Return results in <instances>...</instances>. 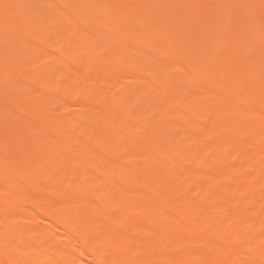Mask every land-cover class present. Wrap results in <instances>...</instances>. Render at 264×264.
Listing matches in <instances>:
<instances>
[{
	"label": "rangeland",
	"instance_id": "rangeland-1",
	"mask_svg": "<svg viewBox=\"0 0 264 264\" xmlns=\"http://www.w3.org/2000/svg\"><path fill=\"white\" fill-rule=\"evenodd\" d=\"M46 1L0 0V258L264 264V0Z\"/></svg>",
	"mask_w": 264,
	"mask_h": 264
},
{
	"label": "bare ground",
	"instance_id": "bare-ground-1",
	"mask_svg": "<svg viewBox=\"0 0 264 264\" xmlns=\"http://www.w3.org/2000/svg\"><path fill=\"white\" fill-rule=\"evenodd\" d=\"M47 1H48V0H47ZM47 1H46V2H47ZM77 1L79 2V0H75V2H77ZM49 2H50V1H49ZM73 2H74V1H73ZM73 2H72V3H73ZM42 3H45V2H42ZM66 3H69V2H66ZM103 3H104V2H103ZM37 4H38V3H37ZM100 4H102V3H100ZM42 5H43V4H42ZM72 5H73V8L77 6L75 3L72 4ZM74 5H75V6H74ZM78 5H79V3H78ZM47 6H49V5H47ZM71 7H72V6H71ZM40 9H42V8H40ZM70 9H71V8H70ZM42 10H43V9H42ZM49 10H50V9H49ZM54 11H55V10H54ZM18 12H21V11H16V15H17ZM57 13H58V12H57ZM23 14H24V13H23ZM51 14H52V13H51ZM18 15H19V16H17V17H18V19H19L20 14H18ZM54 15H55V14H54ZM21 16H22L21 18H23V17L25 16V14H24V15L21 14ZM51 16H52V15H51ZM54 17H55V16H54ZM56 17H57V16H56ZM26 18H28V17H26ZM16 19H17V18H16ZM18 19H17V20H18ZM24 19H25V18H24ZM55 19H56V18H55ZM102 19H103V18H102ZM108 19H109V18H108ZM20 20H21V19H20ZM58 20H59V18H58ZM103 20H104V19H103ZM103 20H102V21H103ZM21 21H22V20H21ZM23 21H24V20H23ZM61 21H62V20H61ZM29 22H30V21H29ZM58 22H59V21H57V23H58ZM105 22H106V21H105ZM27 23H28V21H27ZM90 26H91V25H90ZM73 27H74V26H73ZM76 27L79 28L78 26H76ZM87 27H88V24H87ZM153 31H154V30H153ZM61 32H62V31H61ZM65 33H66V32H65ZM155 33H156V32H155ZM61 34H62V33H61ZM61 34H59V35H61ZM63 34H64V33H63ZM63 34H62V35H63ZM65 35H68V34H65ZM65 35H64V36H65ZM69 36H70V35H68V38H69ZM133 36H135V35H132V37H133ZM141 36H142V34H141ZM58 38H59V37H58ZM58 38H56V39H58ZM64 38H66V37H64ZM140 39H141V38H140ZM146 39H147V37H146ZM61 40H63L62 37H60V41H61ZM66 40H67V39H66ZM148 40H149V39H148ZM151 40H152V39H151ZM199 40H200V39H199ZM60 41H58V42L60 43ZM64 41H65V40H64ZM142 41H143V40H142ZM145 41H146V40H145ZM65 42H66V41H65ZM61 43H63V42H61ZM61 43H60V45H61ZM67 43H68V42H66L65 44L67 45ZM141 43H143V42H141ZM199 43H200V41H199ZM201 43L203 44L202 41H201ZM63 44H64V43H63ZM65 44H64V45H65ZM55 45L57 46L56 48H58V45H59V44H54V46H55ZM64 45H63V46H64ZM66 45H65V46H66ZM65 46H64V47H65ZM61 47H62V46H61ZM59 48H60V46H59ZM59 48H58V49H59ZM60 51H61V48H60ZM121 55H122V54H121ZM121 55H120V56H121ZM49 57H50V56H49ZM121 57H122L121 60H123L124 58H126V57L123 58V56H121ZM121 57H120V58H121ZM120 58H119V60H120ZM51 59H52V58H51ZM129 59H130V58H129ZM129 59H127V60L129 61ZM133 59H134V58H133ZM133 59H132V60H133ZM54 60H55V59H54ZM56 60H57V59H56ZM56 60H55V61H56ZM127 60H126V61H127ZM128 61H127V62H128ZM134 61H135V60H134ZM51 62H52V60H51ZM131 62H132V61H131ZM120 63H121V61H120ZM123 63H125V60H124ZM128 64H130V63L128 62ZM131 64H133V63H131ZM136 64H137V63H136ZM120 65H121V64H120ZM134 65H135V64H134ZM129 66H130V65H129ZM131 66H132V65H131ZM101 67H102V66H101ZM99 68H100V67H99ZM192 69H193V68H192ZM97 70H98V69H97ZM99 70H100V69H99ZM102 70H103V68H102ZM102 70H100V71L103 73V71L105 70V68H104L103 71H102ZM89 71L91 72V70H89ZM89 71H88V73H89ZM95 71H96V70H95ZM192 71L194 72L195 70L193 69ZM98 72H99V71H98ZM105 72L107 73V71H105ZM108 72H109V70H108ZM195 73H196V72H195ZM195 73H194V74H195ZM197 73H198V72H197ZM34 74H35V73H34ZM34 74H33V76H34ZM42 74H43V73H42ZM86 74H87V71H86ZM86 74H85V75H86ZM98 74H99V73H98ZM100 74H101V73H100ZM31 75H32V74H31ZM89 75L91 76V74H89ZM89 75H87L88 78H89ZM36 76H37V75H36ZM191 76H192V75H191ZM195 76H196V75H195ZM195 76H194V77H195ZM41 77H42V76H41ZM41 77H40V78H41ZM85 77H86V76H85ZM87 77H86V78H87ZM37 78H38V77H37ZM88 78H87V79H88ZM196 79H197V78H196ZM242 84H243V83H241L240 86H242ZM147 85H148V82H147ZM240 86H239L238 88H240ZM72 87H73V86H72ZM72 87H70V88H72ZM236 87H237V86H236ZM241 88H242V87H241ZM240 90H241V89H240ZM214 96H215V95H214ZM216 98H217V97H216ZM213 99H214V98H213ZM33 100H34V98H33ZM220 100H221V99H220ZM218 101H219V100H218ZM218 101H217V102H218ZM221 101H222V100H221ZM214 103H215V102H214ZM212 104H213V103H212ZM218 104L221 105V102H218ZM218 104H216V105H218ZM224 104H225V103H224ZM253 106H254V105H253ZM253 106H252V107H253ZM252 107H251V110L254 109V107H253V109H252ZM186 110H187V109H186ZM255 111H257V110H255ZM250 112H251V111H250ZM250 114H251V113H250ZM227 120H228V119H227ZM225 122H226V121H225ZM222 124H224V123L221 122V124H220L221 127H220V128H223V127H222ZM228 125H229V124H228ZM129 126H130V125H129ZM129 126H127V127H129ZM217 126H218V125H217ZM223 126H224V125H223ZM125 127H126V126H125ZM133 127H134V126H133ZM237 127H238V126H237ZM216 128H217V127H215V131L217 130ZM224 128H225V126H224ZM230 128H231V127H230ZM244 128H245V127H244ZM117 129H118V127H117ZM124 129H125V128H124ZM226 129H227V128H226ZM228 129H229V126H228ZM238 129H239V128H238ZM126 130H127V129H126ZM128 130H129V129H128ZM132 130H133V129H132ZM134 130H135V129H134ZM233 130H234V129L232 128V131H233ZM239 130H240V129H239ZM218 131L220 132L221 130L218 128ZM222 131H223V130H222ZM224 131H225V130H224ZM234 131H235V130H234ZM241 131H242V130H241ZM249 131H252V130H250V128H249ZM130 132H131V129H130ZM245 132H246V130H245ZM254 132H256V131H254ZM111 133H112V132H111ZM217 133H218V132H217ZM223 133H224V132H223ZM230 133H231V132H230ZM236 133H237V131H236ZM259 133H260V135H262L261 132H259ZM59 134H60V136H61V132L58 133V135H59ZM221 134H222V133H221ZM234 134H235V133H234ZM263 134H264V133H263ZM60 136H58V138H59ZM263 136H264V135H263ZM62 137H63V138H62ZM62 137L60 138V140H61V139H64V136H63V135H62ZM54 140H55V139H54ZM56 141H57V140H56ZM62 141L64 142V140H62ZM57 142H58V141H57ZM60 142H61V141H60ZM54 144H55V143H54ZM57 144H58V143H57ZM61 145H62V143H61ZM106 145H107V144H106ZM260 146H261V145H260ZM260 146H259V147H260ZM261 147H262V146H261ZM253 148H254V147H253ZM258 149H259V150L256 149L257 152L260 151V148H258ZM256 150H254V151L251 150V151L255 152ZM261 150H262V149H261ZM236 151H238V150H236ZM242 152H244V151H242ZM257 152H256L255 154H257ZM105 153H106V152H105ZM152 153H153V152H152ZM152 153H151V154H152ZM249 153H250V152H249ZM262 153L264 154V152H262ZM262 153L259 152V154H262ZM106 154H107V153H106ZM106 154H105V155H106ZM158 154H160V153H158ZM158 154H157V155H158ZM161 154H162V153H161ZM235 154H236V153H235ZM245 154H246V153H245ZM245 154L243 153L242 155L245 156ZM250 154H251V153H250ZM259 154H257V155H259ZM163 155H164V154H163ZM208 155H209V154H208ZM150 156H152V155H150ZM150 156L148 155V157H150ZM248 156H249V155L246 156V157H247V160H248ZM153 157H155V156L153 155ZM153 157H152V158H153ZM207 157H208V156H207ZM81 159L84 161L85 158H81ZM86 159H87V158H86ZM89 159H90V158H89ZM89 159H88V161H89ZM149 159H150V158H149ZM166 159H167V158H166ZM205 159H206V158H205ZM91 160H92V159H91ZM249 160H250V159H249ZM249 160H248L247 162H250ZM78 161H79V160H78ZM83 161H82V162H83ZM200 161H201V160H200ZM85 162H87V161H85ZM89 162H90V161H89ZM73 163H74V162H73ZM79 163H80V162H79ZM144 163H145V162H144ZM208 163H209V162H208ZM251 163H252V162H250L249 165H250ZM83 164L85 165L84 162H83ZM201 164H203V160H202V163H201ZM75 165H78V164H75ZM75 165H74V166H75ZM86 165H88V163H87ZM89 165H90V163H89ZM207 165H208V164H207ZM207 165L205 164V166H207ZM202 166H204V165H201V167H202ZM179 167H180V166H179ZM183 167H184V166H183ZM201 167H200V168H201ZM241 167H245V165H244V166L241 165ZM24 168H26V167H24ZM160 168H161V167H159V169H160ZM184 168H185V167H184ZM203 168H205V167H203ZM162 169H163V168H162ZM205 169H207V168H205ZM139 170H140V168L138 169V171H139ZM181 170H182V168H181ZM25 171L27 172V170H23L22 173H26ZM140 171H141V170H140ZM161 171H162V170H161ZM183 171H184V170H183ZM191 171H192V170H191ZM201 171L203 172L202 169H201ZM114 172H115V171H114ZM155 172H156V171H155ZM165 172H166V171H165ZM181 172H182V171H181ZM189 172H190V170H189ZM139 173H140V172H139ZM160 173H161V172H160ZM184 173H185V172H184ZM187 173H188V172H187ZM195 173H196V172H195ZM197 173H198V172H197ZM200 173H201V172H199V174H200ZM154 174H155V173H154ZM199 174H198V175H199ZM161 175H162V174H161ZM161 175H159V176H161ZM166 175H168V174H166ZM157 176H158V175H157ZM157 176H156V177H157ZM162 177H163V176H162ZM162 177H160V178H162ZM163 178H164V177H163ZM82 180H86V178H85V179L83 178ZM156 180H157V179H156ZM156 180H155L154 182H157ZM83 182H84V181H83ZM85 182H86V181H85ZM113 183H114V182H113ZM80 184H82V182H81ZM84 184H85V183H84ZM115 184H116V183H115ZM152 184H153V183H152ZM156 184H157V183H156ZM158 184H159V183H158ZM158 184H157V185H158ZM205 184H206V183H205ZM82 185H83V184H82ZM153 186H154V185H153ZM155 186H156V185H155ZM202 186H203V185H202ZM204 186H205V185H204ZM204 186H203V188H206V187H204ZM113 187H114V185H113ZM151 187H152V186H151ZM157 187H159V186H157ZM110 188L113 189L112 187H110ZM77 189H78V187H77ZM79 189H81V187H80ZM82 189H83V187H82ZM82 189H81V190H82ZM153 189H154V188H152V190H153ZM158 189H161V188H158ZM162 189H163V188H162ZM85 190H86V189H85ZM122 191L124 192L123 188H122ZM127 191H128V190H127ZM127 191H125V194H127V193H126ZM159 191H160V190H159ZM105 192H106V191H105ZM152 192H154V191H152ZM157 192H158V191H157ZM160 192H161V191H160ZM164 192H165V191H164ZM103 193H104V192H103ZM158 193H159V192H158ZM83 194H84V193H83ZM86 194H87V192L84 194V196H85ZM155 194H156V193H155ZM81 195H82V193H81ZM156 195H158V194H156ZM78 196H79V195H78ZM94 196H96V194H95ZM146 196L148 197L149 195H146ZM154 196H155V195H154ZM86 197H87V196H86ZM89 197H90V196H89ZM97 197H98V196H97ZM99 197H100V196H99ZM259 197H260V195H259ZM263 197H264V196H263ZM78 198H79V197H78ZM80 198L82 199V197H80ZM101 198H102V197H101ZM149 198H150V197H149ZM165 198H166V197H165ZM260 198H261V197H260ZM69 199H70V198H69ZM76 199H77V198H76ZM84 199H85V198H84ZM65 200H66V199H65ZM77 200H78V199H77ZM77 200H76V201L74 200L76 205H80V204L83 202V200H82V202L79 201V200H78V202H77ZM187 200H188V199H187ZM66 201H68V198H67ZM70 201H73L72 198L70 199ZM70 201H69V202H70ZM76 202H77V203H76ZM85 202H86V201H85ZM85 202H83V203H85ZM78 203H80V204H78ZM88 203L91 204L90 201H89ZM219 203H220V202H219ZM232 203H233V202H232ZM232 203H231V204H232ZM166 204H167V203H166ZM187 204H188V201H187L186 205H187ZM229 204H230V203H229ZM233 204H234V203H233ZM84 205H85V204H84ZM86 205H87V204H86ZM91 205H92V204H91ZM157 205H158V204H157ZM157 205H156V206H157ZM81 206H82V204H81ZM196 206H197V205H196ZM196 206H195V207H196ZM230 206H232V205H230ZM84 207H85V206H84ZM86 207H87V206H86ZM153 207H155V206H153ZM153 207H152V208H153ZM159 207H160V205H159ZM187 207H188V206H187ZM190 207H192V206H189V208H190ZM93 208L96 209L95 205H94ZM163 208H164V206L162 207V209H163ZM193 208H194V207H193ZM86 209H87V208H86ZM154 209H155V208H154ZM156 209H157V207H156ZM185 209H186V208H185ZM190 209H191V208H190ZM89 210H91V209H89ZM97 210H99V209H97ZM101 210H102V209H101ZM164 210H165V209H164ZM183 210H184V209H183ZM204 210H205V209H204ZM206 210H207V209H206ZM91 211H92V210H91ZM157 211H159V210H157ZM160 211H161V210H160ZM184 211L186 212V210H184ZM99 212H100V211H99ZM102 212H103V211H102ZM97 213H98V212H96V215H97ZM180 213H181V212H179V214H180ZM205 213H206V211H205ZM99 214H100V213H99ZM162 214H163V213H162ZM170 214H171V213H170ZM104 215H105V217H106V214H104ZM104 215L102 214L100 218H102V217L104 218ZM174 215H175V213H174ZM174 215H173V216H174ZM182 215H183V214H182ZM66 216H67V215H66ZM171 216H172V215H171ZM185 216H186V214H185ZM185 216H184V217H185ZM84 217H85V216H84ZM94 217H96V216H94ZM98 217H99V216H98ZM163 217H165V216L163 215ZM169 217H170V215H169ZM180 217H181V215H180ZM89 218H90V217H89ZM91 218H92V217H91ZM96 218H97V217H96ZM174 218H175V217H174ZM65 219H66V218H65ZM92 219H93V218H92ZM168 219H169V218H168ZM170 219H173V218L170 217ZM178 219H179V217H178ZM184 219H185V218H184ZM180 220H181V219H180ZM84 221H85V220H84ZM169 221H171V220H169ZM261 221H262V220H261ZM90 222H91V221H89V223H90ZM98 222H99V221H98ZM257 222H259V221H257ZM61 223H62V222H61ZM84 223H85V222H84ZM86 223H88V222H86ZM89 223H88V224H89ZM96 223H97V222L94 221V224H93V225L95 226ZM263 223H264V222H263ZM263 223H262V224H263ZM90 224H91V223H90ZM98 224H99V223H97V226H98ZM259 224H260V223H259ZM62 225H63V224H62ZM79 225H81V224H79ZM83 225H84V224H83ZM83 225H82V226H83ZM93 225H90V226H93ZM100 225H101V223H100ZM102 225H103V224H102ZM85 226H86V224H85ZM79 227H80V226H79ZM102 227L105 228L106 226H102ZM154 227H155V226H154ZM89 228H90V227H89ZM93 228H94V227H92V229H93ZM98 228H99V227H98ZM98 228L96 227V230H98ZM104 228H102V229H104ZM105 229H108V228H105ZM99 230L101 231V229H99ZM110 230H111V229H110V227H109V230H108L109 232L106 230L107 233L104 232L105 234H103V236H102V237L105 238L106 240H107V238H106L107 236H108L109 238H111V236H110ZM149 230H151V229H149ZM104 231H105V230H104ZM113 231H114V230H113ZM115 231H116V230H115ZM115 231H114V232H115ZM145 231H147V230H145ZM151 231H153V229H152ZM154 231H155V230H154ZM157 231H158V230H157ZM224 231H225V230H224ZM224 231H223V233H226V232H227V230H226L225 232H224ZM102 232H103V231H102ZM114 232L111 231V233H114ZM147 232H148V231H147ZM160 232H161V231H160ZM164 232H165V231H164ZM164 232H163V233H164ZM221 232H222V231H221ZM229 232H230V231H229ZM229 232H228V235H227V233L225 234V235H227L228 237H230L229 235H231V234H229ZM108 233H109V234H108ZM149 233H151V232H149ZM157 233H158V232H156V233H151V234H148V235H150V236L152 235V236H153V234L156 235ZM163 233H162V234H163ZM114 234H115V233H114ZM194 234H195V233H194ZM194 234L192 233V235H194ZM199 234H202V233H199ZM199 234H198V235H199ZM105 235H107V236H105ZM111 235H113V234H111ZM155 235H154V236H155ZM190 235H191V234H190ZM190 235H189V236H190ZM198 235H197V236L195 235V237H198ZM232 235H233V234H232ZM232 235H231V236H232ZM120 236H121V234H120ZM157 236H158V234L156 235V237H157ZM187 236H188V235H187ZM189 236H188V237H189ZM199 236H200V235H199ZM113 237H114V235H113ZM178 237H184V238H186L185 236H180V235H179ZM191 237H192V236H191ZM203 237H204V236H203ZM203 237H201V238L199 237V238L202 239ZM228 237H225V238H228ZM232 237H234V236H232ZM232 237H231V238H232ZM78 238H80V237L78 236ZM81 238H82V237H81ZM83 238H84V237H83ZM83 238H82V240H84L83 242H85V238H84V239H83ZM93 238H94V237H93ZM93 238H92V239H93ZM103 238H102V240H103ZM153 238H154V237H153ZM184 238H183V240H184ZM220 238H221V237H220ZM96 239H97V238H96ZM111 239H112V238H111ZM195 239H196V238H195ZM200 239H199V240H200ZM217 239H219V238H217ZM79 240H80V241H78V242H80V244H81V245H79V247L81 246L82 248L80 247V249H82V250L85 252V250H84V249H85V246L88 245V244L86 243V244H84L85 246H84V245L82 246L83 243H81V242H82L81 239H79ZM102 240L100 239L99 241H102ZM161 240H162V239H161ZM191 240H192V239H191ZM191 240H190V241H191ZM202 240H205V238L202 239ZM221 240H222V239H221ZM87 241H88V240H87ZM94 241H96V240H94ZM111 241H112V240H111ZM111 241L109 242L108 247L110 246ZM181 241H182V240H181ZM181 241L178 240V242H181ZM185 241H186V240H185ZM187 241H188V240H187ZM190 241H189V242H190ZM193 241L195 242V240H193ZM196 241H197V239H196ZM222 241H223V240H222ZM222 241H221V242H222ZM3 242H5V241L3 240ZM3 242H2V243H3ZM91 242H93V241L91 240ZM104 242H105V241H104ZM107 242H108V241H107ZM114 242H115V241H114ZM114 242H113V243H114ZM200 242L204 243V241H200ZM221 242H220V243H221ZM94 243H95V242H94ZM94 243H93V244H94ZM181 243H182V242H181ZM181 243H180V244H177V245H181ZM220 243H218V244H220ZM105 244H107V243L105 242ZM122 244H124V243H122ZM221 244H222V243H221ZM91 245H92V243H91ZM91 245H90V246H91ZM101 245H102V244H100V246H101ZM111 245H112V244H111ZM113 245H114V244H113ZM115 245H116V244H115ZM118 245H119V244H118ZM120 245H121V244H120ZM127 245H128V244H127ZM127 245H126V247L129 248ZM138 245H139V244H138ZM146 245H147V244H146ZM146 245L144 244V247H145ZM160 245H161V244H160ZM160 245H159V246H160ZM170 245H171V244H170ZM208 245H209V243H208ZM210 245H211V244H210ZM213 245H214V244H213ZM216 245H217V244H216ZM96 246H97V245H96ZM100 246L98 245V247H100ZM121 246H122V245H121ZM121 246H119V247H121ZM149 246H150V245H149ZM159 246H157V247H159ZM222 246H223V245H221V246L219 245V247H220V248H219L218 245H217V248H218V249H217V250H218L217 253H218L219 255H220V254L222 255V250H223V251L225 250V249H223L224 246H223V247H222ZM86 247H88V246H86ZM103 247H104V246H102V248H103ZM105 247H107V246H105ZM115 247H116V246H115ZM122 247H123V246H122ZM147 247H148V246H147ZM167 247H168V246H167ZM167 247H166V248H167ZM172 247H173V246H172ZM172 247H171V248H172ZM174 247H175V246H174ZM204 247H205V246H204ZM209 247H210V246H209ZM221 247H222V248H221ZM83 248H84V249H83ZM89 248H90V249H91V248H95V244H94V246L89 247ZM89 248L86 249V252H87L88 250H90ZM117 248H118V246H117ZM124 248H125V244H124ZM137 248H138V247H137ZM145 248H146V247H145ZM154 248H155V247H154ZM161 248H163V247L161 246L160 249H161ZM164 248H165V247H164ZM164 248H163L162 250H166V249H164ZM177 248H178V246H177ZM215 248H216V247H215ZM97 249H98V252H99V249H101V247H100V248H96V251H97ZM133 249H136V248H133ZM150 249H153V248H150ZM157 249H159V248H156V250H157ZM168 249H169V247H168ZM207 249H208V248H207ZM219 249H220V250H219ZM65 250H66V249H65ZM93 250H94V249H93ZM93 250L91 249L90 251H92V252H87V255H90V256H91L92 254H94L95 251L93 252ZM103 250H104V249H103ZM106 250H107V249H106ZM121 250H122V249H121ZM156 250H155V251H156ZM175 250H176V248H175ZM209 250H210V252H211L212 250H214V249H212V245H211V249H209ZM236 250H237V249H236ZM236 250H234V251H236ZM240 250H241V249H240ZM66 251H67V250H66ZM66 251H65V252H66ZM104 251H105V250H104ZM153 251H154V250H153ZM157 251H158V250H157ZM189 251H190V250H189ZM220 251H221V252H220ZM225 251H226V250H225ZM225 251H224L223 253H225ZM227 251H228V250H227ZM227 251H226V253H227ZM231 251H232V250H231ZM238 251H239V249H238ZM2 252H4V251H2ZM8 252H9V251H8ZM63 252H64V250H63ZM84 252H83V253H84ZM98 252H97V253H98ZM144 252H145V250H144ZM158 252H159V254H160V251H158ZM165 252H166V251H165ZM193 252H194V251H193ZM199 252H200V251H198V253H199ZM202 252H203V251H202ZM207 252H208V251H207ZM207 252H203V253L206 254ZM219 252H220V253H219ZM232 252H233V251H232ZM239 252H240V251H239ZM243 252H244V251H243ZM5 253H6V252H5ZM97 253H95V254H97ZM124 253H125V252H123V254H124ZM127 253H130V251L127 252ZM148 253H149V252H148ZM161 253H162V252H161ZM174 253H175V252H174ZM177 253H178V251H177ZM198 253L196 252V254L199 256ZM214 253L216 254V251L213 252V254H214ZM234 253H235V252H234ZM10 254H13V253H10ZM14 254H16V253H14ZM85 254H86V253H85ZM95 254H94V255H95ZM152 254L154 255L155 253H152ZM157 254H158V253H157ZM167 254H168V253H167ZM172 254H173V253H172ZM175 254H176V253H175ZM187 254H188V253H187ZM201 254H202V253H201ZM208 254H209V252H208ZM242 254H243V253H242ZM242 254H241V255H242ZM2 255H3V254H2ZM4 255L6 256V257L4 256L5 258H0V259H1L0 261H2L4 264H20V263H21V264H24V262L22 263V262L19 261V260L16 261L17 259L15 260V258L13 257V255H8V253H7V255H6V254H4ZM94 255H92V257H94ZM98 255H99V253H98ZM98 255H97V256H98ZM131 255H132V254H131ZM160 255H161V254H160ZM164 255H165V254H164ZM177 255H179V254H177ZM177 255H176V256H177ZM191 255H192V254H191ZM191 255H190V256H191ZM193 255H195V253H193ZM206 255H207V254H206ZM209 255H210V254H209ZM211 255H212V254H211ZM219 255H218V256H219ZM221 255H220V256H221ZM225 255H226V254H225ZM97 256H96V257H97ZM102 256H103V255H102ZM120 256H123V257H124V255H120ZM126 256H127V255H126ZM146 256H148V254H147ZM149 256H150V255H149ZM149 256H148V257H149ZM154 256H156V255H154ZM165 256H166V255H165ZM173 256H174V255H173ZM180 256H181V255H180ZM202 256H203V255H202ZM204 256H205V255H204ZM220 256H219V257H220ZM231 256H232V255H231ZM235 256H237V253L235 254ZM242 256H244V255H242ZM245 256H246V254H245ZM0 257H1V256H0ZM15 257H16V256H15ZM92 257H90V258H92ZM96 257H95V258H96ZM116 257H117V256H116ZM159 257H160V256H159ZM166 257H168V256H166ZM178 257H179V256H178ZM178 257H177V258H178ZM184 257H186V256H184ZM199 257H200V256H199ZM209 257H210V256H209ZM216 257H217V255H216ZM216 257H215V258H216ZM221 257H222V256H221ZM232 257H233V256H232ZM237 257H240V256L238 255ZM247 257H248V255H247ZM88 258H89V257H88ZM111 258H112V257H111ZM119 258H120V257H119ZM125 258H126V257H125ZM127 258L130 259V257H128V256H127ZM154 258H155V257H154ZM157 258H158V257H157ZM171 258H173V257L171 256ZM171 258H169V259H171ZM211 258H212V257H211ZM215 258H214L213 261L216 262V260H218L219 258H216V259H215ZM225 258H226V257H225ZM250 258H251V256H250ZM2 259H4V261H3ZM96 259H98V258H96ZM96 259H95V260H96ZM104 259H105V258H104ZM104 259H103V260H104ZM113 259H114V258H113ZM122 259H123V258H122ZM212 259H213V258H212ZM220 259H222V258H220ZM220 259H219V262H221ZM239 259H240V258H239ZM251 259H252V258H251ZM92 260H94V259H92ZM95 260H94V262H95ZM99 260H100V259H99ZM105 260H106V259H105ZM107 260H108V262H109V259H107ZM185 260H186V259H185ZM197 260H198V259H196V261H197ZM222 260H223L222 262H224V259H222ZM236 260H238V259H236ZM236 260H234V261H236ZM112 261H113V260H112ZM115 261H116V259H115ZM126 261L128 262V260H126ZM162 261H163V260H162ZM196 261H195V262H196ZM199 261H201V260L199 259ZM203 261H204V260H203ZM230 261H231V260H230ZM232 261H233V260H232ZM249 261H250V260H249ZM249 261H248V262H249ZM18 262H19V263H18ZM119 262H120V260L118 261V263H119ZM130 262H131V261H130ZM166 262L168 263L169 260L166 261ZM176 262H177V261H176ZM193 262H194V261H193ZM193 262H192V263H193ZM206 262H207V259H206ZM226 262H228V261L225 260L224 264H226ZM250 262H252V263L254 264V262H253L252 260H251ZM96 263H97V261H96ZM99 263H100V262H99ZM103 263H104V262H103ZM110 263H111V261H110ZM110 263H109V264H110ZM164 263H165V262H164ZM184 263L186 264L187 262H184ZM189 263H190V262H189ZM26 264H28V263H26ZM30 264H31V263H30ZM97 264H98V263H97ZM105 264H106V263H105ZM111 264H112V263H111ZM113 264H114V263H113ZM179 264H180V263H179ZM193 264H194V263H193ZM247 264H249V263H247ZM250 264H251V263H250ZM255 264H256V263H255Z\"/></svg>",
	"mask_w": 264,
	"mask_h": 264
}]
</instances>
